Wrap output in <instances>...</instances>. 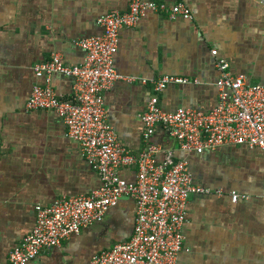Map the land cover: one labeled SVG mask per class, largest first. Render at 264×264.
<instances>
[{"label": "crops", "instance_id": "0c3cea01", "mask_svg": "<svg viewBox=\"0 0 264 264\" xmlns=\"http://www.w3.org/2000/svg\"><path fill=\"white\" fill-rule=\"evenodd\" d=\"M184 4L191 20L147 13L134 28H123L113 58L118 80L103 95L107 120L125 149L143 148L139 118L152 94L151 81L168 76L186 79L168 84L159 95L166 112L191 108L208 112L217 104L219 73L211 51L230 72L248 84H264V6L259 0H148ZM129 0H0V264L35 223V207L56 199L88 195L100 179L49 111H27L34 85L33 68L53 54L67 66L81 65L82 39L101 34L99 17L124 12ZM50 84L64 100L73 80L55 74ZM151 142L188 164L195 186L220 190L191 195L182 227L184 248L177 264H264V152L246 146H221L201 154L180 151L158 127ZM136 168L119 176L135 181ZM242 198L232 203L230 193ZM135 203L122 198L101 222L83 228L60 246L27 264H89L91 257L128 240Z\"/></svg>", "mask_w": 264, "mask_h": 264}, {"label": "built area", "instance_id": "2783aa9c", "mask_svg": "<svg viewBox=\"0 0 264 264\" xmlns=\"http://www.w3.org/2000/svg\"><path fill=\"white\" fill-rule=\"evenodd\" d=\"M147 13L168 19L192 18L182 3L129 0L126 11H112L98 18L100 35L76 43L85 54L81 65L67 66L56 53L34 66L35 77L43 79L44 84L32 87L25 109L54 113L101 185L88 195L37 205L31 232L10 250L7 264H27L60 246L83 228L101 222L107 210L122 198L135 203L131 236L94 254L89 264H177L184 248L182 227L189 197L222 196V192L193 185L187 162L176 160L172 151H165L158 163L155 157L161 149L151 142L157 128L165 129L178 149L186 153L201 154L230 145L264 152V84H248L243 76L233 75L214 50L211 55L219 73L216 106L208 112L191 108L166 112L160 107L159 95L168 84L188 81L168 76L152 80V94L139 116L143 148L137 155L125 149L107 120L103 95L116 81H131L120 77L113 67L118 36L121 29L136 27ZM55 74L73 80L69 99L58 97L52 89L50 78ZM127 167L136 168L133 183L119 176V171ZM240 198L230 193L232 203Z\"/></svg>", "mask_w": 264, "mask_h": 264}, {"label": "water", "instance_id": "95a60500", "mask_svg": "<svg viewBox=\"0 0 264 264\" xmlns=\"http://www.w3.org/2000/svg\"><path fill=\"white\" fill-rule=\"evenodd\" d=\"M259 1L264 6V0H259Z\"/></svg>", "mask_w": 264, "mask_h": 264}]
</instances>
